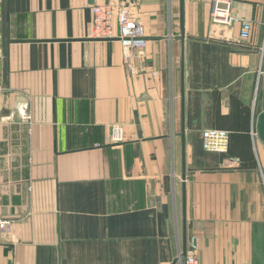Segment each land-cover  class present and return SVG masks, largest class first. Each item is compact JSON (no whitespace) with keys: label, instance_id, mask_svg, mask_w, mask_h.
<instances>
[{"label":"crops","instance_id":"obj_1","mask_svg":"<svg viewBox=\"0 0 264 264\" xmlns=\"http://www.w3.org/2000/svg\"><path fill=\"white\" fill-rule=\"evenodd\" d=\"M105 1L1 0L0 264H264V0H137L130 65Z\"/></svg>","mask_w":264,"mask_h":264},{"label":"built area","instance_id":"obj_2","mask_svg":"<svg viewBox=\"0 0 264 264\" xmlns=\"http://www.w3.org/2000/svg\"><path fill=\"white\" fill-rule=\"evenodd\" d=\"M1 3V0H0ZM137 0H107L91 7L92 36L97 39L117 37L122 47L123 57L130 65L134 51L146 44L144 31L134 15L133 8ZM212 22L230 24L237 20L230 14L229 1L213 0L210 12ZM1 19V18H0ZM251 25L247 20H241L240 37L248 38ZM116 31V34H115ZM259 77H264V69L258 71ZM202 147L208 151L223 152L227 148V131L218 128H206L202 131ZM114 137L120 138V132L115 130ZM9 221L0 219V230L7 229ZM181 264H199L196 254L187 251L179 256Z\"/></svg>","mask_w":264,"mask_h":264},{"label":"water","instance_id":"obj_3","mask_svg":"<svg viewBox=\"0 0 264 264\" xmlns=\"http://www.w3.org/2000/svg\"><path fill=\"white\" fill-rule=\"evenodd\" d=\"M184 25V9L183 0H180V27L183 29ZM255 130L258 138L264 142V110L259 113L256 119ZM182 254H185V247L183 246Z\"/></svg>","mask_w":264,"mask_h":264},{"label":"rangeland","instance_id":"obj_4","mask_svg":"<svg viewBox=\"0 0 264 264\" xmlns=\"http://www.w3.org/2000/svg\"><path fill=\"white\" fill-rule=\"evenodd\" d=\"M136 6V5H135ZM134 11V10H133Z\"/></svg>","mask_w":264,"mask_h":264}]
</instances>
